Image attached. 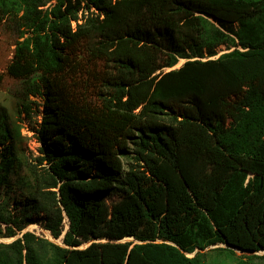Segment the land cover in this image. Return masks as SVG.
I'll return each instance as SVG.
<instances>
[{
	"label": "trees",
	"instance_id": "trees-1",
	"mask_svg": "<svg viewBox=\"0 0 264 264\" xmlns=\"http://www.w3.org/2000/svg\"><path fill=\"white\" fill-rule=\"evenodd\" d=\"M6 22L0 84L19 80L40 146L21 154L0 102V238L21 234L0 264H205L217 243L264 258V0H0ZM91 64L99 105L76 94ZM65 222L64 245L25 230Z\"/></svg>",
	"mask_w": 264,
	"mask_h": 264
},
{
	"label": "rangeland",
	"instance_id": "rangeland-1",
	"mask_svg": "<svg viewBox=\"0 0 264 264\" xmlns=\"http://www.w3.org/2000/svg\"><path fill=\"white\" fill-rule=\"evenodd\" d=\"M75 24V22H73ZM18 39V32L16 31L14 25L10 22H6L0 24V71H5L7 64L11 60L16 40ZM185 59H181L177 66H180ZM89 71L84 73L80 79L77 80V91L76 94L78 98L86 103L99 105L101 103V96H99L100 89L103 88V81L101 79V70L102 66L98 64L97 66L91 64L88 66ZM19 86V80L15 79L11 76L6 75L4 81L0 84V102L5 104L17 125L21 127L22 130V139L20 141V151L21 154L29 158L30 160L34 159L35 156L39 154V146L40 143L36 140L32 127L35 125V119L27 118L24 120L21 117H24L23 114L18 113V98L14 94L15 90ZM123 166H127V162L123 163ZM7 192L3 191L1 193V204L5 209H9L8 206L11 204L9 200ZM65 227L63 234L60 238H53L51 233L44 229L40 224L34 223L29 225L25 230H30L35 232L36 234L46 237L58 244L64 245L63 243V235L68 229V222H65ZM16 235L13 237H2L0 241L2 242H11L16 237L20 236ZM133 238H125L124 240H130ZM88 243H85L83 246H86ZM224 244L217 243L207 247L203 250V260L205 264H239L242 255H246V252L241 250H235L234 253H230L229 251L219 249L217 247H224ZM257 255H264V251L256 252ZM257 264H264V258H255L254 260Z\"/></svg>",
	"mask_w": 264,
	"mask_h": 264
},
{
	"label": "water",
	"instance_id": "water-1",
	"mask_svg": "<svg viewBox=\"0 0 264 264\" xmlns=\"http://www.w3.org/2000/svg\"><path fill=\"white\" fill-rule=\"evenodd\" d=\"M226 246H229L228 244H226Z\"/></svg>",
	"mask_w": 264,
	"mask_h": 264
}]
</instances>
